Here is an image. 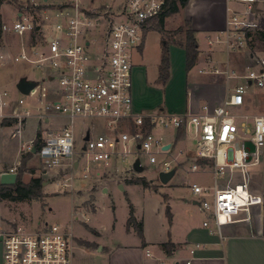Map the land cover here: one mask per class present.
Returning <instances> with one entry per match:
<instances>
[{"label":"built area","instance_id":"2783aa9c","mask_svg":"<svg viewBox=\"0 0 264 264\" xmlns=\"http://www.w3.org/2000/svg\"><path fill=\"white\" fill-rule=\"evenodd\" d=\"M170 1L31 0V10L26 8L18 13L19 20L1 26V33L18 38L20 47L11 53L0 46V70L24 62L41 76L30 79L37 86L29 95L16 86L15 95L0 80V128L5 121L16 123L12 134L19 137L21 126L36 117V135L24 151L36 149L46 172H64L58 181L62 189L74 187L82 159L86 179L91 163H112L116 171L123 170L121 164L133 156V149L148 156L151 164L159 163L158 156L169 155L159 164L160 173L176 171L184 159L191 158L189 172L208 171L214 176L213 185L193 183L191 190L201 209L210 213L215 226L212 233L221 235L226 225L251 222L254 208L264 204L251 186V171L260 165L264 147V114L241 112L250 102L251 89L264 91V57L251 54V60L241 66L230 63L232 54L249 51L248 33L263 30L264 19L255 9L259 0H234L242 8H228L226 27L221 31L224 39L209 37L210 47L225 45L228 58L225 69L213 68L212 73L241 81L230 89L223 104L213 110L205 105L201 112L191 114L139 113L134 109L133 52L142 46L145 29ZM40 5L44 7L39 10ZM60 115L71 120L69 126L59 132L46 127L51 116ZM76 119H102L115 131L92 134L83 130V142L78 145ZM123 124L128 130L122 129ZM157 128L173 130L175 139L180 131L185 139L192 131L196 149H179L173 154V143L164 149L168 142L154 133ZM37 134L41 135L39 149ZM204 225L208 227L209 222ZM0 236L3 264H74L69 234L60 224L35 231L18 227Z\"/></svg>","mask_w":264,"mask_h":264},{"label":"rangeland","instance_id":"374dc122","mask_svg":"<svg viewBox=\"0 0 264 264\" xmlns=\"http://www.w3.org/2000/svg\"><path fill=\"white\" fill-rule=\"evenodd\" d=\"M40 2L42 0H37V3ZM31 4V0H4L0 6V29L3 23L9 24L12 21L19 20L18 13L31 7ZM29 9L31 10V8ZM215 15L214 0H191L186 7L181 8L180 12L172 14L165 19L163 30L160 29V25L157 22L151 24L146 29L147 32L145 31L146 34L143 37L142 52H133V58L136 62L146 67L148 82H153L159 74L163 48L166 47L171 56V48H179L173 50V58L171 57V60L175 61L176 58H182L181 61L184 64L186 50L178 42L185 43L186 33L191 29V25L208 30L204 28L207 25L215 24ZM208 34L202 33L198 37L202 54L212 53V50L216 52H220L222 49L225 50L224 44H215L211 49L208 43L209 37L215 38L218 36L224 39V33L215 32L209 37L207 36ZM15 42V37L11 34L3 35L0 30V46L4 51L8 50V45L16 46ZM254 49L255 53L260 54V50H264V44H260L258 41L255 43ZM226 56L227 54L224 53L223 57ZM181 65V62L178 65L176 62V66H178L180 71V80L184 71ZM203 66L204 68H202ZM203 66L196 65L186 73V89L189 92L190 103L193 106L187 110V114L198 113L202 106L207 105L208 101L213 102L215 101L213 98H219L225 94L228 86L232 88L241 82L239 79H231L229 80V85L225 81L211 84V79L218 75L212 73V69L218 67L216 65ZM200 68H202V72L200 71L199 73ZM40 76L41 72L39 70L24 62L10 64L0 70V80L15 95H18L15 91L17 80L22 77L39 79ZM260 97V91L250 90V103H256L257 101V105L259 103L260 106ZM243 109H241V112H243ZM59 118V124L62 125L68 120L66 116H60ZM27 121L30 137H33L36 135L35 132H37V129L35 130V122L37 120L34 117H30ZM16 126V123L6 121L4 126L0 128V175L13 170L24 183H29L33 177H42L44 197L39 200L24 201L2 200L0 198V235L4 232L13 231L18 227H23L27 231H35L44 228L47 224H60L69 234L74 264L108 263L109 256L107 251L101 250V248L103 246L111 247L118 242H123V238L126 239L128 232L133 227L128 225L133 206L138 217L145 216L155 221L160 201L161 203L165 201L167 195L172 201L166 202L163 206L164 208L159 212H162V210L164 213L167 210L171 212L170 208L172 209L173 205L175 206L177 201L182 199H186L191 203L197 199L191 191L193 183L213 185L214 182V176L211 172H189L188 168L191 166L192 159L187 158L186 160L184 159L181 167L176 168L174 177L169 182L163 183L160 178L159 164L169 159V155L158 156L159 163L151 164L148 156L141 151L133 149V156H130L125 163L121 164L123 170L116 171L112 163L109 166L91 163L90 170L87 172L88 178L86 179L83 178L85 160L82 159L79 168L75 171L76 181L74 187L72 189H62L59 187L58 181L63 178L65 173L46 172L45 166L36 153L31 155H29L30 152L26 153L24 147L29 142L25 143L21 148V143L19 142L18 145V141L22 139L24 144L28 140L27 137H24L27 124L21 126V137H14L12 134ZM121 127L128 130L126 124L121 125ZM74 129L78 145L83 142V134H81L83 130L90 131L92 134H111L115 131L107 128L105 121L102 119H77ZM154 133L168 140L174 134V131L157 128ZM196 145L193 132L188 131L185 142L178 143L172 152L177 154L181 148L183 150H195ZM137 159L142 163L143 170L141 172L131 169ZM23 161H25L24 164ZM97 172L101 173V175L97 176ZM139 178L146 180L149 187H146L141 182L128 183ZM101 180H106L105 186L108 187L106 193L100 188L102 186ZM116 182H125L126 190H121ZM45 185L46 187H44ZM200 200L202 199L200 198ZM193 207L194 209H191V211L196 213L199 206ZM175 210L177 211V208ZM177 214L181 220V214L179 212ZM196 214L197 221L198 217ZM1 240L0 237V259L3 251ZM86 242L96 243L98 248L87 249Z\"/></svg>","mask_w":264,"mask_h":264},{"label":"crops","instance_id":"0c3cea01","mask_svg":"<svg viewBox=\"0 0 264 264\" xmlns=\"http://www.w3.org/2000/svg\"><path fill=\"white\" fill-rule=\"evenodd\" d=\"M214 2L216 13L215 24L211 26L207 25L204 29L208 30H203V28L200 29L198 26H192L190 23L191 28L195 31V38L197 42L199 35L202 33H209L207 35L209 37L212 33H220L225 29L229 14L228 8L234 10L242 8V6L234 0H214ZM255 9L259 14L258 16L264 19V0H259L255 4ZM15 43L16 46H9L7 44L11 53H17L19 51L20 43L18 38H16ZM198 46L200 54L199 60L196 62L195 66L216 65L220 69L226 68L227 56L223 57L225 50L222 49L220 52L212 50V53L202 54V49L200 48L199 43ZM142 49L143 45L138 49V51L142 52ZM174 49L176 50L179 48H171L172 56L170 53V59L171 57L173 58ZM250 52L245 50L232 54L230 60L231 65L234 66L238 64L241 66L251 60L250 58L252 52ZM185 55L186 51L184 54V64L181 61L182 58H176L175 61L171 60L170 77L168 78L166 84H163L159 80L160 65L157 78L150 83L147 80L146 67L141 63L136 62L133 58V97L134 109L136 112L155 113L158 111H166L182 114L186 113L189 108L193 107L190 103L189 92L186 89V73L189 71L186 67ZM260 56L264 57V50H260ZM176 62L177 65L181 62L182 70L184 69L181 80L179 79L180 71L178 70V66H176ZM202 68H204V66ZM202 68L199 69V73ZM224 81L227 85H229V80H227L226 76L218 74L211 79V84L222 83ZM230 89L231 87L228 86L225 94L219 98H213L215 101H208L207 105H205L213 110L215 107L223 104L230 93ZM260 96V106L259 103L257 105V101L256 103L248 102V104L243 107L244 109L242 108V111H246V113L250 114H264V107L262 106L264 91H260ZM204 106H202V108ZM201 110L199 112H201ZM60 116H51L46 123V127L59 132L66 126H69L71 120L68 117V120L64 123V125L59 124L58 120L60 119ZM34 118L37 120L36 117ZM53 118L55 119L53 120ZM25 124H27V129H25L26 135L24 137H27L28 140H26L23 144L22 139H19L18 145L20 142L21 148L25 145V143L27 144L35 137H30L28 121ZM37 125L38 123L35 122V130L37 129ZM174 139L175 137L171 135V138L166 140V142H168V144L173 143V147L182 141L185 142L183 134L181 138H178L177 136V139ZM261 154L262 158L260 165L251 171V186L252 190L260 194L264 199V147L261 149ZM100 182L102 183L100 188L106 193L108 191V187L105 186L106 180H101ZM130 182L131 181L128 183ZM124 183L125 182H116L119 188L121 186L123 187L121 190H126V185ZM44 187H46V185ZM167 198L168 195L166 199ZM166 199L162 203L160 201L155 221H152L145 216H142L141 218L138 217L135 207H132L136 221L138 223L142 222L143 224V237H140L134 227H132L131 231H129L130 233L128 232L129 237L126 235L127 237L126 239L123 238V242H118L111 247L103 246L101 250H106L107 255L109 256V261L106 264H264V204L254 208L253 219L251 222L226 225L222 227V234L219 235L218 233H212V230L215 231V226L210 219V213L202 210L196 199L193 200L192 203L186 199H182L177 201L175 206L173 205L172 209L170 208L171 212L168 210L166 213H164L163 210L162 212H159L162 208H164L163 206L166 202L171 200V198H168V200ZM154 202L156 205V200ZM196 205L199 206V209L196 210L197 214L191 211V209H194L193 206ZM175 208H177V211ZM178 212L181 214V220L177 214ZM195 214L198 217L197 221ZM205 222H209L208 227L204 225ZM166 243H172L173 245V248L169 252L162 246ZM85 244L87 249L98 248V244L96 243L86 242ZM197 245L200 246L197 247ZM0 264H3V251Z\"/></svg>","mask_w":264,"mask_h":264},{"label":"trees","instance_id":"16d2710c","mask_svg":"<svg viewBox=\"0 0 264 264\" xmlns=\"http://www.w3.org/2000/svg\"><path fill=\"white\" fill-rule=\"evenodd\" d=\"M4 0H0V6L2 5ZM191 0H172L168 4V7L166 8L165 12L162 13L160 16H158L156 19H154L153 23H158L160 25V29L163 30L165 19L172 15L180 12L181 8H184L188 5V3ZM34 5L31 4V7L33 8ZM44 5L38 6V9H42ZM152 23V24H153ZM151 25V24H150ZM148 25V27L150 26ZM147 27V28H148ZM146 28V29H147ZM145 29V31H146ZM144 31V34H145ZM260 42V44H264V29L263 30H256L254 32L248 33V49L252 52V54L255 53V43ZM178 44L186 50V67L187 70L190 71L198 61L199 57V46L198 42L195 38V31L191 28L186 33V41L185 43H179ZM170 68H171V59L169 55V51L166 50V47L163 48L162 53V60L160 64V78L159 80L166 84L168 78L170 77ZM6 122V121H5ZM145 130L150 131L151 127H147ZM182 131L178 133V138L182 137ZM40 134H37L38 141L36 143V148L39 149L40 147ZM33 154V152H30L29 155ZM25 161H23V164ZM203 163V162H200ZM131 182L136 183H142L146 187H149V184L144 179H137ZM44 197L43 192V179L42 177H35L32 178L29 183H24L19 177L17 178V182L14 185H0V198L2 200H11V201H24V200H34V199H42ZM128 225L133 226L140 237H143V224L142 222H137L136 218L133 214V209L131 208V215L128 220ZM166 251H171L173 248L172 243H166L162 245Z\"/></svg>","mask_w":264,"mask_h":264},{"label":"water","instance_id":"95a60500","mask_svg":"<svg viewBox=\"0 0 264 264\" xmlns=\"http://www.w3.org/2000/svg\"><path fill=\"white\" fill-rule=\"evenodd\" d=\"M37 86V82L34 80H30L27 77H22L19 79L16 87L22 93L23 95H29L32 90ZM89 137L87 136L85 140L87 141ZM171 148V144H168L164 147V149L168 150ZM32 152L35 154L36 149H33ZM79 163H76V166H78ZM134 171L141 172L143 170V167L140 164V160L137 159L133 165ZM176 171L173 170L169 173H160V178L163 183L169 182L175 175ZM18 175L15 172H4L0 175V185H14L17 182ZM120 189H123L121 186Z\"/></svg>","mask_w":264,"mask_h":264}]
</instances>
